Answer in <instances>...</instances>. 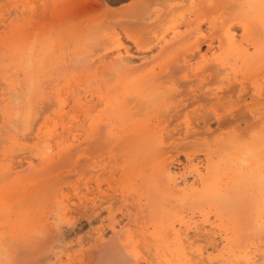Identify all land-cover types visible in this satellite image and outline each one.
I'll return each mask as SVG.
<instances>
[{
  "label": "rangeland",
  "instance_id": "obj_1",
  "mask_svg": "<svg viewBox=\"0 0 264 264\" xmlns=\"http://www.w3.org/2000/svg\"><path fill=\"white\" fill-rule=\"evenodd\" d=\"M84 5L63 15L59 0H0V34L4 24L13 20V25L21 28L23 42L32 43L37 51L29 62L31 67H27L32 68L35 84L27 131L21 127L24 73L11 72L13 84L19 85L16 89L6 84L1 89L0 84V92H5L0 93V172L14 164L9 174L0 173V234L5 230L1 239L9 252L7 264H150L153 260L164 264L169 250L152 236L168 223L178 229L181 219L192 225H182L179 234L185 251L191 257L193 254L189 264H221L222 260L230 264L232 259L244 264L249 257L264 264V233L259 239L252 232L256 228L252 218L255 214L250 218L245 214L246 209L255 208L253 202L250 205L247 197L246 205H233L223 199L226 204L221 208L227 213L240 209L244 214V219L239 216L234 220L236 229L242 219L233 236L234 245L226 244L222 241L223 230L210 226L219 224L215 209L221 200H210L194 176V167H198L202 176L216 179L221 188L228 190L237 170H233L231 158L241 154L239 158L244 161L240 149L257 146L260 151L264 144V78L259 99L243 96L245 92L238 90L219 101L207 97L209 93L225 91L235 76L241 79L240 72L230 68L217 72L214 68L232 60L236 51H252L250 41L232 17L222 15L225 9L220 0L215 7L205 0H183L171 11L162 0H85ZM187 20L192 24L187 26ZM227 29L230 38L225 39L223 31ZM201 36H206L208 42L211 36L215 38L210 46L206 41L200 52H194V41ZM0 81L3 82L1 77ZM97 88L104 97L100 103ZM136 88L149 94L146 101L134 98ZM56 92L68 102L64 106L67 118L60 115L63 112L59 114L65 122H73L70 118L74 114L79 115L80 123L83 121L70 101L71 94H81L92 110L86 120V129L92 135L78 130L82 129L78 126L76 135H70L61 146H69L70 152L57 156L59 148L54 147L48 151L53 159L44 166L38 163L37 156H32L33 163L39 164L35 166L26 158L40 136L61 129L56 119L59 117L52 111L56 99L51 97ZM257 106H262V117L250 114ZM14 109L18 113L14 114ZM117 110L124 113L122 119H113L119 115H114ZM50 114L56 118L52 120ZM204 119L210 128L203 127ZM111 120L113 124L109 125ZM13 144L21 152L14 151ZM22 147L31 150L26 153ZM245 162L238 169L250 172ZM209 165L212 169L208 172ZM167 166L168 172L163 173ZM97 178L102 179V193L89 192L81 204L75 191L85 193L84 183L94 187ZM167 185L171 188L169 196L162 189ZM248 186L240 187L237 198L249 193ZM194 191H199L197 200L193 194L183 196ZM257 192L259 189L255 190L256 197ZM103 196L115 199L111 207ZM200 205L208 212L206 223L197 209ZM7 206V212L2 211ZM128 206L136 211L132 219L126 213ZM19 219H31L22 232L10 224V220ZM112 222L117 223L116 233ZM202 225L207 230H201ZM208 232L216 248L211 246ZM173 238L170 236L171 247L177 246Z\"/></svg>",
  "mask_w": 264,
  "mask_h": 264
},
{
  "label": "bare ground",
  "instance_id": "obj_2",
  "mask_svg": "<svg viewBox=\"0 0 264 264\" xmlns=\"http://www.w3.org/2000/svg\"><path fill=\"white\" fill-rule=\"evenodd\" d=\"M59 1H60L61 13H63V15H68V14L72 13V11H75L76 9H78L79 7L82 8L83 6H85L84 5L85 0H59ZM162 1L166 5L165 8L168 11H171L178 4H180L183 0H162ZM205 1L209 2V4L212 7H215V4L217 2V0H215V1L214 0H205ZM221 2L224 5V9H225V13H226V14L225 13H222V15L225 18H227L228 16L232 17V19L235 21V23L242 30L244 37H246L248 39V41H250V44L252 45L253 50L252 51H249L250 49L248 50L247 48H245L243 51H240V52L239 51L238 52L236 51V52H234V56H233V59L232 60L231 59H228L226 62L219 63V66L214 68V70H216L217 72H219L221 69L224 70L226 68H230L234 72H240L241 73V79L238 80L237 77L235 76L233 78V80H232L233 82L232 81H231V83L229 82V85H227V88L225 89V91L215 92V93H209V94H207V97H209V99H213V100L219 101L222 98H224V95H233L235 93V91L238 90L239 92H245L243 94V96L246 94L245 96H248L249 95L251 98L259 99L260 95H262V92H263L262 91V88H261V84H262V81H263V78H264V42H261L262 39H263L262 37H264V0H220V4H221ZM88 5H89V2H88ZM25 7L22 9V14H23V12H25ZM185 24L187 26L191 25L192 24L191 23V20L185 21ZM3 27H4V29H3V31L0 34V41H1V43H0V77H1V80L4 82V84H3V82L0 83L1 84V89H5V88H3V87H5L4 86L5 84L6 85H9V86H13L14 85L13 84V81H12V76L13 75H12L11 72H13V71H19L20 70L21 73H24V76L23 77L25 78V80H24V78H23V80L25 82L24 83V86L26 85L24 87L25 88L24 89L25 92L23 93L22 90L20 91L21 93H23V94H21V98H23V102L25 103V105L22 103L23 106H24V108H23V113H22L23 115H21L22 116L21 117V121L23 122V125H21V127H22V129H24L25 131H27L26 129H28L30 127V122H31L30 119H31V116H32L31 109H30V106L31 105H30V102H29L30 101V95H31L32 90H33V87L35 85L34 84L33 75L31 73L32 72V68L29 69L27 67H31L32 63H29V62H32L31 61L32 55L34 54V52L36 54L37 51L34 50V48H33L34 45L32 46V43L28 45V43H24L23 42L24 38H22V34L23 33L21 32V28H19V27L17 28V26H14L13 25V20L9 21L7 24L5 23ZM228 32H229V29L223 31V34H225V36H224L225 39L227 37L230 38V36L228 35ZM213 38H215V37L214 36H211L209 38V42H208V39H207L206 36H201L199 38H196L195 41H194V45H193V50H195L194 52H197V51L200 52L201 44H204L206 41H207L208 45L210 46L212 44ZM194 52H193L192 55H194ZM120 56L121 55L119 54V57ZM38 67H40V66L38 65ZM24 70H27V71L26 72H23ZM20 71H19V73H20ZM15 73H17V72H14V74ZM17 77H19V76H17ZM258 77H260L261 79L259 80ZM255 78H257V80H254ZM236 81H239V82L236 84L235 83ZM15 84L18 85L17 83H15ZM16 85L13 86V89H16L17 88ZM8 92H9V89H8ZM96 93H97L96 94V98H97V100H99V103H100V101L103 102L104 101V97L101 95L102 93H101L100 90H98V88L96 89ZM133 93L135 95L134 98H137L138 100L143 99V100L146 101L147 97L149 96V94H147L145 90L143 91V90H140V89H137V88L134 90ZM14 94L15 93H13V95ZM18 95H19V93H18ZM80 95L81 94L80 93H77V92L71 94L70 101H71V108L72 109H77V111H79L81 113V115L84 117V119H83V121L81 123H80L79 115H76V114H74L70 118L71 121H73V122H68V121L65 122V121H63V117L64 116H62V118H61V116H59V114L63 112L64 114H60V115H65V114L68 115V111H65V109H64L65 104H67L68 102L66 100L60 99L57 92L55 93V95H53V97H51V98H55L56 99V102L54 100V102L56 104H53L52 105V111H53V113H57L58 115L56 114V117H59V118H56L54 116H51V114H50V118L51 117L52 118H56V119H58V122L60 120V122L57 123V124H59V125L61 124L59 126L61 129L60 130H59V128L58 129H52V130H49L47 133H45V135H42V136L39 135L40 136L39 142L37 143V145L35 146L34 149L32 148V150L29 149V148H27L28 149L27 150V149H25L26 147H22L23 148L22 150H25L24 152H26V153L29 150H31L29 152L30 153L29 158H26L25 157L26 160H28V162L30 164L33 163L32 158H31L32 156H37L38 163L40 161V163L43 164V166H44V164L49 163L53 159V155L52 154H49L48 151L53 150L54 147L59 148V150L57 152V156H60V155L62 156V153L65 154L64 152L67 153V151L70 152V149L71 148L69 146H66V147H61V146L64 144V142H66L68 140V138H69L70 135L71 136L72 135L74 136V134L76 135L75 131H77V127L78 126L82 128V129H78V130H81V131H83V133L89 135V129H86V122H87L86 120H89L90 119L91 114H92V110L90 109V107L87 104L84 103V101H83V99H82V97ZM15 97H17V96H15ZM15 97H13V98L15 99ZM4 99H6V98H4ZM49 99H50V96H49ZM15 100H17V99H15ZM242 100L244 102V100H246V99L244 98ZM8 101H11V99H9ZM14 102H16V101H13L12 103H14ZM14 104H16V103H14ZM23 106H21V107H23ZM261 109H262V106H257V108H255V109L253 108L252 113L250 112V114L252 116H255V117L256 116L262 117L263 115L260 114L262 111L259 113V111ZM247 111H249V110L247 109ZM16 112H17V110L14 109L13 113L16 114ZM120 113H121V111L120 110H117L114 115H117V114H119V115L118 116H115V118H113V119H117V118L122 119L124 117V113L123 112L121 114ZM17 115H19V114H17ZM67 115H65V117ZM202 116H201V118L203 119ZM11 119H12V116H11ZM17 119H18V117L16 118V120ZM13 120H14V118H13ZM47 120H50V119L47 118ZM52 120H50V121H52ZM64 120H66V119H64ZM19 121H20V119H18V122ZM11 122H13V121H11ZM206 122H208V121H206ZM206 122H205V119H204L203 120V124H204L203 127L206 126L205 129H208V127L210 128V124L207 125ZM108 123H109V125H112L113 124V121L111 120ZM10 124L11 123H9V126H10ZM19 125H17V126H19ZM49 125H50V123H49ZM3 127L5 128V126H3ZM12 127L16 128V126H14V125ZM41 127H45V126H41ZM17 128H20V126L17 127ZM0 129H2V127ZM10 129H11V127H10ZM101 130L102 129H97V132H100ZM25 131H23V132H25ZM19 133H20V131H19ZM90 135H92V134L90 133ZM21 137H22V135H21ZM19 139H21V138H19ZM25 139H26V137H25ZM261 145H262V147L261 148L259 147L260 151H257V148H258L257 146L256 147H248V148L243 149V150L240 149V152L245 154V155L244 154L242 155V156H245V158H246L244 161H242V159H240V158H242V157H240L241 154H239L238 157L231 158L232 159L231 160V166L233 167V170H235V168H237V170L235 171V173L233 175L234 176V179L232 180V186L230 188L228 186V190H224L223 188H221V186H219L217 184V182L215 181L216 179H213V178L211 179L207 175H206L207 178L204 177V176H202L201 170H199L198 167H194V171H195V175L194 176L196 178H198V180L201 181V184H202L201 190L202 191H203V189L205 190V195H209V199H210V197H212L211 198L212 201H214V200L215 201L216 200H219L220 201L221 200V203L219 204L220 207H218L217 209H215L217 219L219 220V224H213V223L211 224L210 223V226H211V228L218 227L220 230H223V232H222L223 233L222 234V239L223 240L222 241H225L226 244H231V245L233 244V241L235 240V239H233V236L236 234V231H238V227L242 223L241 220L244 219L242 217V216H244V214L241 213L242 210H240V209H236V210L230 211L232 213H227L228 211H225L226 209L221 208V206L225 205L226 202H228L230 204L231 203L232 204L233 203H238L240 205H242V204H245L246 205L247 204L246 199L248 197L249 204L251 205L250 202H253L252 204L255 206V208L246 209L247 211L245 213L246 214V218H250V217H252L255 214V216L252 217V218H254V223H255L254 225L256 226V228H255L254 225L253 226L250 225L252 228H255V229H253L252 232H256L255 234L257 235V237L259 239H260L261 235H263V233H264V144H261ZM15 147H16V145H14V147H13L15 149L14 151H17L16 149H19V147H17V148H15ZM19 151L21 152V149H19ZM24 152H22V153H24ZM53 153H54V151H53ZM9 160H10V158H9ZM22 161H23V159H22ZM188 161L190 162V159L189 158H188ZM239 161H241L243 163L246 161L245 162L246 165H247L246 167H249L250 168V172L247 171L245 173V170L244 169H242V170L241 169H238V165H242L243 164V163L240 164ZM38 163H35V164L33 163V164L36 166V164H38ZM13 165L14 164H12L11 167H9L6 170H4V172L3 171H1V172H3L4 174H7V173L9 174V171L14 169L13 168ZM168 166L164 169L163 173H167L168 172V170H169V167ZM210 166L211 165L207 166V171L208 172L212 169V167H210ZM28 167L31 168L33 166H31V167L28 166ZM0 168H1V162H0ZM109 180H111V179L108 178V180H107L110 183ZM174 180H176V179H174ZM183 181L186 184L187 179H186L185 176L183 177ZM101 183H102V179L97 178L95 180L94 187L92 185H90L89 182L88 183H84L85 184V188H86V192L85 193L81 192V190H79V189L76 190L75 191V195L79 198L80 203L82 204V203L85 202L83 199L84 198H87V194L89 192L90 193L91 192L92 193H95V192L102 193V190H101L102 189L101 188L102 185H101ZM246 184H249V186L247 188V191H249V193L246 194L245 196L243 195L242 197L240 196V197L237 198V196H238L237 195V192L240 190V187L241 186H245ZM168 185L165 186L162 189H163V192H165L169 196V194L171 193V188ZM258 189H259V193L257 192V195L259 194V196L256 197L255 196L256 195L255 194V190H258ZM187 194H193V197H194L193 199H195V197H196V200L199 199V197H200L199 191L198 192L197 191H194L192 193H185L183 196H185ZM202 196L205 197L203 194H202ZM250 196L252 197V199H251ZM106 197H108V196H106ZM225 197H226V199H225ZM112 198L108 197V198H105L104 199V196H103V199L106 202H108V204H109L110 207L112 206V204L114 203V200H115V199L113 200ZM125 198H126V196L122 200L125 201ZM176 199H178V201H180L181 198L177 195L176 196ZM191 199H192V197H191ZM205 199H208V196ZM223 199L226 202L223 201ZM250 199H251V201H249ZM253 199H255V200H253ZM9 206H11V205H9ZM75 206H76V204H75ZM227 207H231V206L228 205ZM8 208H9L8 206L7 207H4V210H2V211L5 212ZM1 209L2 208L0 206V211H1ZM197 209H198L199 212H201L202 222L203 223L208 222L209 221V216H208V212H204V205L198 206ZM20 210L22 211V209H20ZM137 210L138 211H143L142 209H137ZM133 211L134 210H132L128 206L126 213H127L128 217H129V219H132L135 216L134 214L136 213V211H135V213ZM239 216L242 219L239 220L238 227L236 225V227H237L236 228L237 230H236L234 228V226H235L234 225L235 224L234 220L236 218H239ZM137 218L138 217H136V220H137ZM19 220L20 221H18V220H16V221L15 220H10L11 221L10 224L13 225V228H16V229L19 228V229H21L20 231L22 232L23 228L28 227V225L31 223V219H27V220L26 219L25 220L19 219ZM248 222H250V221L248 220ZM5 224L6 223H3L4 229L5 228L7 229V227H5L6 226ZM116 224H117L116 222H112L111 223V228H112L113 232H115V233H116V229H115L116 228ZM182 225L186 226L187 228L192 227V225L189 222V220L187 221V220L181 219L180 220V227ZM7 226H8V224H7ZM194 226L197 228V225L196 224ZM180 227L178 229H175V226L173 224L168 223V225H167L166 228L163 227L162 228V231H158L157 233H154L153 236H152L156 241H161L163 243V245L165 247L164 248L165 250H167V251L169 250L168 255L165 256V258H164V264H189V262L192 261L191 259L193 258V254L191 253L192 254V257H191V255L188 254L185 251V248L183 247V243H182L181 239L179 238ZM241 227H240V230H242ZM245 227H247V226H245ZM30 228L31 227H29V230H31ZM200 228H201V230H207L205 225H202V227H200ZM34 232H36V230ZM196 232L197 231H195V233ZM5 233L6 232L4 230V232H1V234H0L1 235L0 236V264H7V262L9 261L8 248L5 247V243H4L5 241L3 242L2 241L3 239H1L4 236L3 234H5ZM24 233H26V231ZM187 233H189V232H187ZM249 233H251V232H249ZM32 234H35V233H30V235H32ZM202 234H200V235H202ZM208 234H209V232H208ZM27 235H25V236H27ZM205 235H207V233ZM241 235H240V239H241ZM256 235L254 237H256ZM22 236H23V234H22ZM102 236L103 235H100V237H102ZM170 236H174L173 239L175 240V243H177V246H172L171 247V245L173 244V242L170 239ZM192 236H194V235H192ZM209 236H210V234H209ZM211 236H210V240H212V242H211L212 244L211 243L210 244H211V246L213 248H216L217 247V244L215 243V240L212 239L213 237L211 238ZM189 237H187V235H186V238L188 240H189ZM201 237L203 238V236H201ZM194 238H195V236H194ZM206 238H208V236ZM29 240H31V239H29ZM219 240H220V238H219ZM243 243L244 242H242V244ZM239 245H241V244H239ZM242 246H244V245H242ZM258 246L260 247V245H258ZM196 254H194V255H196ZM198 254L201 255V257H203L201 251H199ZM261 257L263 259V256H261ZM201 259H203V258H201ZM227 260H228V258H227ZM257 260L255 261L254 259H252V257L251 258L250 257L249 258H245L244 264H257L256 263ZM3 261H4V263H3ZM136 261H138V260H136ZM135 263H139V261L138 262H135ZM150 264H156V262L153 260ZM221 264H227V263L222 260ZM230 264H240V263H239V260L238 259L235 260V261L232 259L230 261Z\"/></svg>",
  "mask_w": 264,
  "mask_h": 264
}]
</instances>
